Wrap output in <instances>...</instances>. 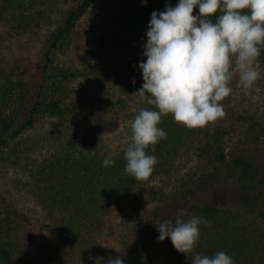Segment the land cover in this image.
<instances>
[{
  "label": "trees",
  "instance_id": "1",
  "mask_svg": "<svg viewBox=\"0 0 264 264\" xmlns=\"http://www.w3.org/2000/svg\"><path fill=\"white\" fill-rule=\"evenodd\" d=\"M53 1L0 0V25L25 34L49 24ZM95 1L71 0L62 9L33 66L0 64L2 161L41 119L87 117L90 128L102 129L113 128L121 114H129L130 136L122 148L104 147L103 140H95L92 134L71 133L37 166L38 196L51 220L56 248L72 261H93L100 249L99 236L128 196L171 176L182 161L194 160L195 166L181 174L169 190L150 192L158 202L129 241L125 264H141L150 250L159 256L155 264H191L196 254L211 257L220 251L232 256L235 264H264V115L231 109L217 121L194 128L174 121L171 114L164 115L158 127L166 132V139L145 149L157 157L151 175L136 180L125 173L131 123L141 110L154 106L136 93L135 107L128 111V91L115 97L107 84L126 89L132 84L133 90L140 89L143 79L138 66L143 62L151 13L164 11L166 4L175 6L178 0H147L146 5L142 0H109L105 9L108 27L96 41L87 40L84 65L63 64L60 55L72 47L78 22ZM197 12L198 7L193 15ZM256 61L264 78V46ZM80 80L88 87H75ZM108 155L115 163L104 167ZM180 209H186L184 220L202 217L208 221L199 225V240L187 254L179 253L170 239L159 241L154 226L162 218L175 220ZM29 223L28 214L0 192V264H47L29 250Z\"/></svg>",
  "mask_w": 264,
  "mask_h": 264
},
{
  "label": "clouds",
  "instance_id": "2",
  "mask_svg": "<svg viewBox=\"0 0 264 264\" xmlns=\"http://www.w3.org/2000/svg\"><path fill=\"white\" fill-rule=\"evenodd\" d=\"M144 35L143 62L138 66L143 83L136 93L154 107L141 110L131 123L124 171L136 180L147 179L157 163L145 149L166 139L158 127L162 116L171 114L189 128L203 127L225 114L219 102L232 92L233 66L245 92L259 79L254 65L264 46V0H178L175 6L166 4L164 11L151 13ZM114 163L111 155L103 160L104 167ZM184 215L186 209H180L175 220L162 218L154 226L159 241L170 239L179 253L187 254L199 240V225L208 221L184 220ZM94 264H125V259L97 256ZM191 264L235 261L220 251L211 257L196 254Z\"/></svg>",
  "mask_w": 264,
  "mask_h": 264
},
{
  "label": "rangeland",
  "instance_id": "3",
  "mask_svg": "<svg viewBox=\"0 0 264 264\" xmlns=\"http://www.w3.org/2000/svg\"><path fill=\"white\" fill-rule=\"evenodd\" d=\"M70 1L54 0L51 22L25 34L0 25V64L8 67L21 62L27 66H33L38 62L47 33L56 24L58 15ZM108 2L109 0L95 1L78 22L72 47L60 55L63 64L74 67L84 65L87 55L85 49L89 48L87 40L92 38L96 41V38L100 37L108 27L105 14ZM46 6L47 4L44 7ZM254 67L260 74L259 79L247 92L239 83L237 69L232 67L233 75L229 82L232 92L219 102L223 105L224 113L232 109V111H250L257 117L264 115V78L257 61ZM74 86L83 89L88 87V83L80 80L79 83H74ZM131 86L126 89L122 85L107 84L109 92H114L115 97L123 95L125 90L128 91L126 97L128 111L135 107L136 99V90H133ZM128 115L121 114L117 125L113 128L104 126L102 129L90 128L87 117L69 120L41 119L21 136L19 145L3 155L5 160H0V192L30 217L29 250L37 257L45 259L47 264H94V260L72 261L56 248L51 220L43 208L45 204L38 196L35 175L37 166L45 157L56 151L71 133L85 136L92 134L95 140H103L104 147L112 150L122 148L130 136ZM193 166H195L194 160L182 161L181 165L172 171L171 176L157 179L133 191L128 196L123 209L110 216L108 227L98 238L100 249L96 257L124 256L129 241L137 234L147 211L158 202L155 199L152 200L150 192H156L162 188L169 190L171 184ZM213 198L217 200L218 194L213 195ZM158 257L155 250H150L141 264H155Z\"/></svg>",
  "mask_w": 264,
  "mask_h": 264
}]
</instances>
